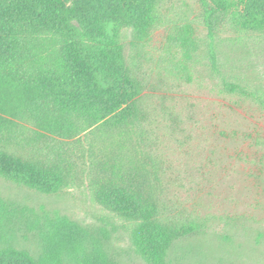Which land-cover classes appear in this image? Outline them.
<instances>
[{
    "label": "trees",
    "instance_id": "trees-1",
    "mask_svg": "<svg viewBox=\"0 0 264 264\" xmlns=\"http://www.w3.org/2000/svg\"><path fill=\"white\" fill-rule=\"evenodd\" d=\"M165 1L0 0V176L56 193L75 166L69 151L76 147L67 141L79 139L82 166L115 181L98 192L99 201L136 223L133 242L149 264H165L168 248L199 230L192 221L160 218L140 182L130 186L121 175L141 150L157 165L178 128L175 112L172 123L160 116L172 110L169 93L159 89L166 74L192 83L193 70L207 61L222 92L264 107V83L227 72L220 44L264 46V0H199L206 54L190 24L176 25L174 49L148 73L153 33L168 24ZM227 26L237 37L223 39ZM0 264L30 263L11 257Z\"/></svg>",
    "mask_w": 264,
    "mask_h": 264
},
{
    "label": "rangeland",
    "instance_id": "rangeland-1",
    "mask_svg": "<svg viewBox=\"0 0 264 264\" xmlns=\"http://www.w3.org/2000/svg\"><path fill=\"white\" fill-rule=\"evenodd\" d=\"M165 3L168 24L153 33L148 73L174 49L169 37L176 25L190 24L206 54L200 1ZM225 30L224 40L237 37L231 26ZM220 44L227 72L264 83L258 82L264 77L263 44ZM207 64L193 70L192 83L166 74L159 89L169 93L172 110L160 116L172 123L175 112L178 128L166 138L157 165L141 150L121 175L130 186L140 182L137 189L162 209L163 220L198 223L199 230L168 248L165 264H264V107L222 92ZM78 141H67L76 147L69 151L75 166L56 193L0 176V262L16 257L30 264H149L133 242L136 223L98 199L115 181L82 166Z\"/></svg>",
    "mask_w": 264,
    "mask_h": 264
}]
</instances>
